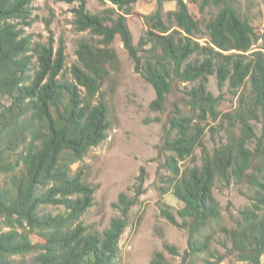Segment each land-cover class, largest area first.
<instances>
[{
  "label": "trees",
  "instance_id": "trees-1",
  "mask_svg": "<svg viewBox=\"0 0 264 264\" xmlns=\"http://www.w3.org/2000/svg\"><path fill=\"white\" fill-rule=\"evenodd\" d=\"M33 1L0 0V264H26L28 255L36 264L117 263L127 214L140 193L132 198L120 193L111 205L119 216L102 231L89 230L81 218L93 207L98 187L86 182L81 167L73 169L110 130L101 89L118 64L111 47L116 38L134 72L154 90L151 110L162 108L172 82L192 85L189 114L176 109L169 118L162 142L167 175L158 181L160 197L171 194L183 205L177 212L181 223L161 211L170 225L187 232L180 264H198L212 238L201 234L221 217L216 183L228 186L250 176L255 151L248 147L257 139L254 124L264 121V31L258 35L234 1L212 0L218 10L203 25L202 45L200 23L185 0H155L154 12L141 17L145 30L136 46L127 17L138 0H96L109 5L97 14L87 11V0H60L76 4L72 26L90 35L77 42V64L68 79L63 43L55 48L51 37L42 43L25 33L34 22ZM169 1L175 9L165 12ZM258 42L262 48L254 50ZM211 76L218 89L227 84L237 97L232 111H218L219 97L207 90ZM207 122L217 124L208 129L211 138L221 134L211 153L203 144ZM197 149L200 165L183 166ZM259 172L264 174V165ZM249 178L256 188L254 203L222 233L239 262L264 264V182ZM137 180L143 183L140 176ZM47 207L54 212H44ZM164 253L179 256L163 244L150 264H169ZM200 264L216 263L205 258Z\"/></svg>",
  "mask_w": 264,
  "mask_h": 264
},
{
  "label": "rangeland",
  "instance_id": "rangeland-1",
  "mask_svg": "<svg viewBox=\"0 0 264 264\" xmlns=\"http://www.w3.org/2000/svg\"><path fill=\"white\" fill-rule=\"evenodd\" d=\"M206 1L202 11L201 3ZM228 1V0H227ZM239 15L249 21L255 32L260 35L264 31V0H231ZM189 12L200 23L201 34L197 36L200 44L207 42L203 25L212 17L217 8L212 0H185ZM216 2H219L217 0ZM76 4H65L60 0H34L31 27L25 33L33 36L34 41L45 43L49 37L54 41L56 48L59 42L64 45L66 78L70 79L69 70L77 64L75 50L80 39H89L88 32L78 33L72 26L73 15L70 12ZM155 0H138L133 5L132 15L127 17V24L137 46L138 39L144 33L142 16H148L155 10ZM96 0H87L86 9L97 14L108 8ZM175 9V2L164 4V11ZM262 42L254 50L262 48ZM118 58V64L110 70V75L102 86V94L108 107L110 130L106 140L98 147L92 148L81 163L73 166L75 170L81 167L86 182L97 186L94 196V205L81 218V223L89 230L102 231L106 229L119 212L112 208L120 193L129 198L140 193L137 202L127 214V227L120 237L119 259L116 264H150L153 254L163 251V244L175 248L179 256L164 253L169 264H180V257L187 249V232L168 223L161 211L167 209L173 214L178 223L181 219L177 212L183 205L171 194L163 197L159 195L160 183L158 177L165 176L163 168L165 154L162 142L165 131L168 130V121L176 109L188 115L187 92L192 87L177 81L172 82L171 90L166 95L162 108L158 111L150 109V103L155 99V93L150 84L134 72L133 63L118 38L112 44ZM207 90L219 97L218 111L227 113L237 106V97H234L226 84L221 90L217 87L214 76L209 77ZM216 123L207 122L204 147L211 153L217 147L221 134L210 137L208 129L216 127ZM257 139L249 145L255 153L251 167L246 172L249 177L264 182L259 172L264 165V121L254 124ZM218 129V128H217ZM201 150L194 152L193 160L183 166L200 165ZM141 168L144 172L141 173ZM143 179L140 184L138 177ZM244 177L240 182H232L228 186L217 182L213 194L220 205L221 217L218 222H212L201 236L210 235L209 252L201 255L197 262L208 259L216 264H242L237 259V253L232 250L231 244L222 231L236 226L240 212L250 208L256 195V188L252 180ZM0 183H2L0 179ZM44 212L52 213L54 208L47 207ZM201 239V238H200ZM26 264H36L33 255L26 257ZM264 261V258H262Z\"/></svg>",
  "mask_w": 264,
  "mask_h": 264
}]
</instances>
